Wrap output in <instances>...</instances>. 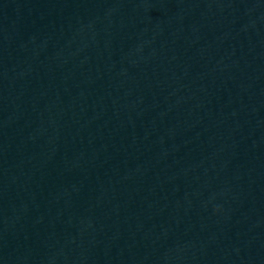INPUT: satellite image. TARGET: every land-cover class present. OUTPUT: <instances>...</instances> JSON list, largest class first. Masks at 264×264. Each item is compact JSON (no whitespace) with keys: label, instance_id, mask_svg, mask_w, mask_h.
I'll return each instance as SVG.
<instances>
[{"label":"water","instance_id":"95a60500","mask_svg":"<svg viewBox=\"0 0 264 264\" xmlns=\"http://www.w3.org/2000/svg\"><path fill=\"white\" fill-rule=\"evenodd\" d=\"M0 264H264V0H0Z\"/></svg>","mask_w":264,"mask_h":264}]
</instances>
